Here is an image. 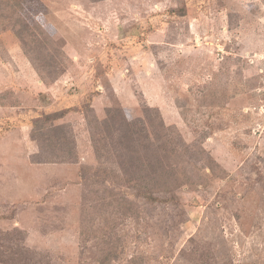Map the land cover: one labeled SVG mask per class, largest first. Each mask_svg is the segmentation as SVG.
<instances>
[{
  "label": "rangeland",
  "instance_id": "obj_1",
  "mask_svg": "<svg viewBox=\"0 0 264 264\" xmlns=\"http://www.w3.org/2000/svg\"><path fill=\"white\" fill-rule=\"evenodd\" d=\"M0 264H264V0H0Z\"/></svg>",
  "mask_w": 264,
  "mask_h": 264
},
{
  "label": "trees",
  "instance_id": "obj_2",
  "mask_svg": "<svg viewBox=\"0 0 264 264\" xmlns=\"http://www.w3.org/2000/svg\"><path fill=\"white\" fill-rule=\"evenodd\" d=\"M12 1V0H11ZM22 1V0H21ZM24 1V0H23ZM13 2H15V3H17V0H13ZM13 35H14V37L15 38H19V31H14L13 32ZM59 115L58 114H56V113H54V114H49V115H46V116H44L43 117V121H52V119L53 118H56V117H58ZM35 120V121H34ZM33 121H34V123H33V126H37L38 128H39V126H38V122L40 121V119H34ZM140 196H142L143 198H145L146 200H150L151 198H152V196L151 195H148V191H145V192H141V194H140Z\"/></svg>",
  "mask_w": 264,
  "mask_h": 264
}]
</instances>
